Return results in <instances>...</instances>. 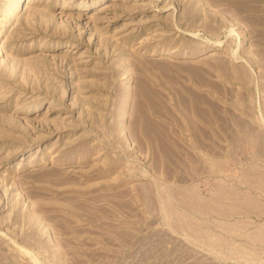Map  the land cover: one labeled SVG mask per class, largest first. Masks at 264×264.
<instances>
[{
  "label": "rangeland",
  "instance_id": "obj_1",
  "mask_svg": "<svg viewBox=\"0 0 264 264\" xmlns=\"http://www.w3.org/2000/svg\"><path fill=\"white\" fill-rule=\"evenodd\" d=\"M0 264H264V0H0Z\"/></svg>",
  "mask_w": 264,
  "mask_h": 264
}]
</instances>
